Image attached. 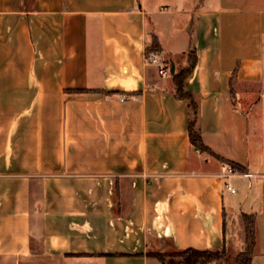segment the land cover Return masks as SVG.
I'll return each mask as SVG.
<instances>
[{"label": "crops", "instance_id": "0c3cea01", "mask_svg": "<svg viewBox=\"0 0 264 264\" xmlns=\"http://www.w3.org/2000/svg\"><path fill=\"white\" fill-rule=\"evenodd\" d=\"M189 55L219 159L175 95ZM229 163L253 176L222 177ZM260 177L264 0H0V264H160L149 252L234 245L243 214L264 264Z\"/></svg>", "mask_w": 264, "mask_h": 264}, {"label": "trees", "instance_id": "16d2710c", "mask_svg": "<svg viewBox=\"0 0 264 264\" xmlns=\"http://www.w3.org/2000/svg\"><path fill=\"white\" fill-rule=\"evenodd\" d=\"M159 49L158 42L155 36H152L151 45L145 50L146 55L157 52ZM195 64V57L189 55L188 65L175 73L173 83L175 85V95L180 99H186L189 107V120H188V136L191 144L197 148L205 151L210 156L219 159L210 150L202 145L200 135L195 129L198 106L193 97L184 92L183 81L192 72ZM229 165L238 172L244 169L235 163ZM244 241L240 251L234 256V264H251L255 248V229H254V216L242 215ZM149 256L154 257L160 264H168V260H176L177 264H224L227 258V248L223 247L220 250H197L186 249L179 250L173 253H159L149 252Z\"/></svg>", "mask_w": 264, "mask_h": 264}, {"label": "rangeland", "instance_id": "374dc122", "mask_svg": "<svg viewBox=\"0 0 264 264\" xmlns=\"http://www.w3.org/2000/svg\"><path fill=\"white\" fill-rule=\"evenodd\" d=\"M259 177H256L255 179H258ZM264 177H260V179ZM237 179L231 180V183L234 185L235 188H237V193L234 195H230L225 200L226 205V221L228 223L229 229L231 228V225L234 221L235 215H234V201L240 197L241 194V183H237ZM232 234H233V241L234 245H229L227 247V258L225 259L224 264H234L233 259L236 253L238 252V249L240 248V244H243L244 241V232L242 229V225L234 224L232 227ZM159 252V251H154ZM168 264H177L176 260H168Z\"/></svg>", "mask_w": 264, "mask_h": 264}, {"label": "built area", "instance_id": "2783aa9c", "mask_svg": "<svg viewBox=\"0 0 264 264\" xmlns=\"http://www.w3.org/2000/svg\"><path fill=\"white\" fill-rule=\"evenodd\" d=\"M145 62L147 64L159 66V62H158L155 54L145 55ZM158 73L160 75H165L167 72H165L162 68H159ZM122 99H124V98H122ZM221 176L225 177V178L226 177H232V176H241V177L249 178V177H252L253 175L248 174V173H237V171H235L232 167L227 166V167H224L222 169ZM225 188L230 193L235 192V189L228 183L225 184Z\"/></svg>", "mask_w": 264, "mask_h": 264}, {"label": "water", "instance_id": "95a60500", "mask_svg": "<svg viewBox=\"0 0 264 264\" xmlns=\"http://www.w3.org/2000/svg\"><path fill=\"white\" fill-rule=\"evenodd\" d=\"M170 74H173V69H172V70H170Z\"/></svg>", "mask_w": 264, "mask_h": 264}]
</instances>
